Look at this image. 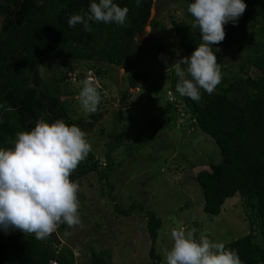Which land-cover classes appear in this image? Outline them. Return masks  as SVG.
I'll return each instance as SVG.
<instances>
[{"label":"trees","instance_id":"16d2710c","mask_svg":"<svg viewBox=\"0 0 264 264\" xmlns=\"http://www.w3.org/2000/svg\"><path fill=\"white\" fill-rule=\"evenodd\" d=\"M185 1L192 5L185 10L189 23L171 20L174 31L168 35L186 55L201 50V58L190 66L206 73L221 61L220 49L230 48L241 52V71L230 82L222 78L219 85L209 83L203 89L180 82L171 72L166 93L172 98L158 108L156 116L161 122L173 120L172 116L189 120L219 150L220 163H210L195 175L204 213L216 217L227 200L240 201L247 232L212 250L209 264H264V0H224L220 9L209 0ZM153 4L154 0H0V160H10L34 145L49 161L43 135L65 125L69 131L62 142L67 153L61 147L49 148L59 163L52 169V183L70 188L95 174L109 186L112 153L125 136L114 130L104 160L96 158L84 145L102 113L74 117L60 99L63 93L52 91L37 68L55 61L122 67L137 48L135 38L147 25ZM251 69L255 76L248 74ZM125 75L120 103L146 77L133 74L129 67ZM116 117L120 120V111ZM40 179L27 170L23 180L0 182V264H76L70 247L53 232L40 234L34 224L41 215L27 200L30 190L24 183ZM135 210L146 218L151 241L148 264H160L155 244L161 220L142 204L131 203L126 209L115 204L119 214L128 216ZM90 264H111L110 251L91 248Z\"/></svg>","mask_w":264,"mask_h":264},{"label":"rangeland","instance_id":"374dc122","mask_svg":"<svg viewBox=\"0 0 264 264\" xmlns=\"http://www.w3.org/2000/svg\"><path fill=\"white\" fill-rule=\"evenodd\" d=\"M209 1L216 9L224 3V0ZM187 7L190 10L192 5L185 0H154L148 23L135 38L137 48L122 67L55 61L40 63L37 68L52 91L63 93L60 99L74 117L88 118L102 113L99 125L87 135L84 145L96 158L104 160L109 145L113 144L114 130L125 136L112 153L114 167L109 188L95 174L81 178L70 188L52 183V169L58 168L59 163L50 149L61 147L67 153L68 148L62 142L69 131L65 125L43 135L49 161L34 145L10 160H0V182L8 183L15 177L23 180L27 170L41 177L39 182L24 183L30 190L27 200L35 204L58 241L73 250L76 264H90L91 248L96 252L110 251L111 264L149 263L151 241L145 215L138 210L128 216L119 214L115 211L118 203L121 209L131 203L142 204L161 220L155 244L160 264H209L212 250L247 232L237 197L227 200L216 217L203 211L195 175L210 163H220L214 141L191 127L189 120L172 116L173 120L161 122L156 116L158 108L172 98V94L166 93L171 72L180 82L187 81L203 89L205 84L219 85L222 78L230 82L241 71V52L230 48L220 49L221 61L206 73H198L190 66L201 58V50L186 55L168 35L174 31L171 20L189 23ZM154 22L159 26L153 27ZM183 61L187 63L184 66ZM128 67L133 74L145 73L146 77L120 103ZM248 74L255 76L254 69L248 70ZM64 76L69 77L59 82ZM200 81L204 84H199ZM118 111L121 118L117 121Z\"/></svg>","mask_w":264,"mask_h":264},{"label":"clouds","instance_id":"9594fccd","mask_svg":"<svg viewBox=\"0 0 264 264\" xmlns=\"http://www.w3.org/2000/svg\"><path fill=\"white\" fill-rule=\"evenodd\" d=\"M35 226L36 228L39 230L40 234H46V233H50L51 230L48 228L44 218L40 217V219L35 221Z\"/></svg>","mask_w":264,"mask_h":264}]
</instances>
